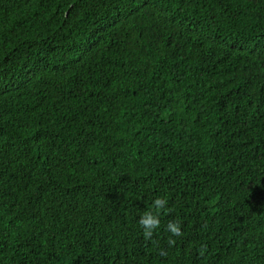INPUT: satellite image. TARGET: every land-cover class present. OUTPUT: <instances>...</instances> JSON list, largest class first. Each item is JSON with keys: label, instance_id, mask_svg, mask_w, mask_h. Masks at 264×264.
Wrapping results in <instances>:
<instances>
[{"label": "trees", "instance_id": "trees-1", "mask_svg": "<svg viewBox=\"0 0 264 264\" xmlns=\"http://www.w3.org/2000/svg\"><path fill=\"white\" fill-rule=\"evenodd\" d=\"M0 264H264V0H0Z\"/></svg>", "mask_w": 264, "mask_h": 264}, {"label": "clouds", "instance_id": "clouds-1", "mask_svg": "<svg viewBox=\"0 0 264 264\" xmlns=\"http://www.w3.org/2000/svg\"><path fill=\"white\" fill-rule=\"evenodd\" d=\"M167 198L160 196L154 199L151 209L146 210L140 216L138 223L143 229V237L145 241H152L154 233L160 228V213L167 210ZM165 231L170 233L167 239L168 247L176 244L174 237L183 236L182 222L179 219L169 220L165 226ZM201 254H203L201 252ZM159 255L165 256L166 249H160Z\"/></svg>", "mask_w": 264, "mask_h": 264}, {"label": "bare ground", "instance_id": "bare-ground-1", "mask_svg": "<svg viewBox=\"0 0 264 264\" xmlns=\"http://www.w3.org/2000/svg\"><path fill=\"white\" fill-rule=\"evenodd\" d=\"M218 143V142H217Z\"/></svg>", "mask_w": 264, "mask_h": 264}]
</instances>
